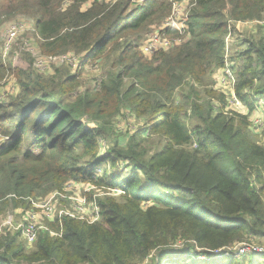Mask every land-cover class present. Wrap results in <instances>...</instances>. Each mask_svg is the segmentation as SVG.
<instances>
[{"label":"trees","instance_id":"obj_1","mask_svg":"<svg viewBox=\"0 0 264 264\" xmlns=\"http://www.w3.org/2000/svg\"><path fill=\"white\" fill-rule=\"evenodd\" d=\"M89 1L0 0V27L25 15L42 55L87 54L88 66L102 69L96 88L81 91L77 71L40 75L29 54L27 68L13 71L17 94L0 103L8 138L0 216L89 182L99 219L62 217L28 247L18 231L0 235V264H169L179 255L184 264H245L213 252L264 239V144L249 119L264 101L261 27L229 57L245 114L214 77L225 68L230 24L264 20V0H188L187 30L167 32L181 44L151 56L139 42L181 0L84 8ZM6 71L0 55V82ZM154 140L159 147L149 150Z\"/></svg>","mask_w":264,"mask_h":264},{"label":"built area","instance_id":"obj_2","mask_svg":"<svg viewBox=\"0 0 264 264\" xmlns=\"http://www.w3.org/2000/svg\"><path fill=\"white\" fill-rule=\"evenodd\" d=\"M94 1L107 2L108 0H90L87 4L84 5V7L86 8L90 3ZM130 1L134 5H140L147 1L158 2L162 0H130ZM187 7H189L188 0L172 2L171 12L169 16L164 20L163 24L159 27H153L151 32L145 36L146 38L147 37L148 38L147 39L145 38L146 40L142 42V44L139 47L142 54L146 56H151L157 51H168L170 49L178 47L181 44L182 42L181 39L168 37L167 32L174 31L177 32V34L182 35L184 31L187 30V21H188ZM18 20H19V16L18 18L16 17V19L14 18L12 20L5 22L0 27L1 30L0 50L2 53L3 63H5V56H7L10 53L12 46L18 40V38L23 32L28 31V28H31L33 35L35 34L34 23L32 20H30L29 23L24 20H20V21ZM237 24L240 25L246 24L249 25L250 27L259 26L264 31V20L245 22V23L237 22L235 24L232 23L230 24L228 33L224 38V43H225L224 55L226 58V64H225V68L222 70V77H221L222 80L220 79V82L222 81L228 82L231 92L230 100H232L231 104L235 107L234 110L240 113H244L245 111L244 106H242L237 101V99L234 97L231 91L233 76L231 74L230 67L233 65V63L229 61V57L231 56V49L229 48V46H232L233 44L234 36L232 35V31L235 30ZM236 38H240V37H236ZM25 45L28 44L25 43ZM24 54H29L30 58L32 59V68L38 74L43 76H52L54 74V71L56 70L55 68L59 67V65H66V67L69 68L72 72H75L80 67H82L84 63L87 66L89 63V61L86 59L88 56L87 54L76 55L74 53L69 52L61 55L45 56L42 55L40 52H38L37 54L36 53L33 54L35 58H32L29 52L28 53L25 52ZM22 57L25 56L22 55ZM228 62L231 63L230 66H227ZM14 80L15 78L13 79V83ZM96 83L97 81L93 83V86H91V88H96L97 86ZM13 88H14L13 92H10L8 89L4 90L3 92H0V99L4 97L6 99L8 96L14 97L17 94L16 81ZM2 101L3 100H0V103ZM257 106L258 109L256 110V112L261 111V109L264 110V101L260 99ZM257 127H259V129L261 128V126L259 125H257L256 128ZM7 139L8 138L3 135L2 128L0 126V147L6 143ZM70 185L72 184H68L67 186ZM67 186H65L64 190L66 189ZM92 188L95 189V187ZM62 192L53 193L44 199L37 200L35 202L33 201L30 202L31 207L29 210L24 211L20 209V211H22V213L24 214L23 222L19 223L15 229L23 237V240L27 244H29L28 246H31L36 241L39 232H45L48 230L46 226V222L49 223L57 222L60 221L62 217H69L71 219L86 221L87 223H93L99 219L98 208L94 204V201H89L86 203L85 199L73 200L71 198H68V200H72L74 202L72 203L70 202L71 204H67L64 206V209H61L58 204L59 197L61 198V196L58 194ZM94 196L96 197V194ZM5 225H8L9 227L12 226V220L9 217ZM49 233L56 236V234L52 232ZM259 244L260 242L258 240L253 241V239H249L247 241H239L233 244L231 247H226L221 249L220 251H216L213 253L214 254L220 253L222 251L221 255L223 257H227L229 260H239L241 257H245V258L251 257L252 259H256L258 261L256 264H264V247H261V245ZM199 259L206 260L207 257H200Z\"/></svg>","mask_w":264,"mask_h":264},{"label":"rangeland","instance_id":"obj_3","mask_svg":"<svg viewBox=\"0 0 264 264\" xmlns=\"http://www.w3.org/2000/svg\"><path fill=\"white\" fill-rule=\"evenodd\" d=\"M26 17L27 16H25V15H20L18 21L24 20V21H27L29 23L30 20H28V18H26ZM255 31H256L255 27H250L249 25H246V24H243V25L237 24L236 28H235V35L239 34L238 37H240V38L234 37L233 44H232V46H229V48L230 49L231 48H236V49L241 48L240 50L244 51L247 46L243 43V41H238V40L243 39V38H248L249 36L254 35ZM261 31H262V33H264L263 30H261ZM0 32H1V30H0ZM33 37H34V35H33L31 28H28V31L23 32L20 35V37L18 38V40L14 43V45L12 46V48L10 50V53L7 56H5L4 65L7 67V71H6L5 77L0 82V92H3L6 89H8L10 92H13V89H14L13 87L15 84V80L13 83V79H14L13 71L16 68H27V66H28V62H25V59H24V57H22V55H24L25 52H27V53L29 52L31 54L32 58H35V56H33V54H35V53L37 54L38 52H40L39 49L36 48V39ZM145 38L146 37H144V39L141 42H139L140 45L148 37L146 39ZM25 43L28 45H25ZM263 43H264V41H263ZM0 55L2 58L1 50H0ZM230 65H231V63L228 62L227 66H230ZM57 68H58V70L62 71V70H65V68H67V67H66V65H59V67H56L55 69H57ZM80 68L77 70V74H79L78 75L79 82L81 83V87L79 88V91H81L82 89H85L89 86H93V83L95 82L97 76L102 73V69L100 66H97V67L86 66V68L84 67L85 69L84 68L80 69ZM69 71H70V73H73L71 70H69ZM221 77H222V70L218 71L214 77L216 79L215 87L217 90H221L227 94L230 92V86L228 85V82H224V81L220 82V79L222 80ZM0 100L4 101L6 99L4 97V98H1ZM231 102H232V100H230V105L233 107L232 109L234 110L235 107L231 104ZM245 113H246V110L244 111V114ZM0 115H1V112H0ZM249 117H250L249 118L250 122L252 124L251 128L255 132V136H252L253 140L257 141L259 144H264V110L261 109V111H258V113H256L255 115L252 114ZM257 125L261 126V128L260 129H259V127L256 128ZM120 126H123V124H121ZM122 139L125 140V137H123ZM157 142H158V140H154L150 145L146 144V146L149 148V150H154L157 147H159V146H155ZM93 175L94 174L90 175L89 177H92ZM92 187H94V186L89 182H85V183H81V184H72L70 186H67L66 189L62 193L58 194L61 196V198L59 197V202H58L60 208L64 209L65 205L71 204L72 202H74L72 200H68V198H71L73 200L85 199L86 203L89 202L88 201L89 198L95 197V196L91 195V192L95 191V189H93ZM99 192L101 193L100 195H104L103 192H107L106 195H108L110 197H117L118 196V194H116L114 191L108 192L105 190H99ZM8 217L12 220V226L11 227H9L8 225H5ZM23 217H24V214L22 213V211H20V209H16V210H14L12 212H8V213L6 212L5 214L1 215L0 216V229H1L0 235H5L7 233H10L11 235H13L15 232H17L15 228H16V226H18L19 223L23 222ZM1 223H2V225H1ZM14 223H16V224H14ZM48 223L49 222H46V226ZM40 233L41 232H39L38 234H40ZM20 239L28 247L29 244H27L23 240V237L21 235H20ZM20 239H19V242L21 241ZM258 241L260 242L259 245H261V247H264V239L258 240ZM237 242H239V241L234 242V244ZM239 244H242V243H239ZM197 251H202V250L197 249ZM179 257H180V259L175 260L173 262L170 261L169 264H178L177 261H180V260H182V262H181V264H182L184 262V256L179 255ZM200 257H206V256L200 254L198 257H196V259H199ZM244 262H245V264H256L258 261L256 259H252L251 257H248V258L246 257V258H244ZM147 264H150V262H147Z\"/></svg>","mask_w":264,"mask_h":264},{"label":"crops","instance_id":"obj_4","mask_svg":"<svg viewBox=\"0 0 264 264\" xmlns=\"http://www.w3.org/2000/svg\"><path fill=\"white\" fill-rule=\"evenodd\" d=\"M232 35H233L234 37H238L239 34L235 35V30H233V31H232ZM223 51H224V48H223ZM258 100H259V99H258ZM256 113H258V112H256ZM256 113H255V114H256ZM255 114H254V115H255ZM254 134H255V132H254Z\"/></svg>","mask_w":264,"mask_h":264},{"label":"bare ground","instance_id":"obj_5","mask_svg":"<svg viewBox=\"0 0 264 264\" xmlns=\"http://www.w3.org/2000/svg\"><path fill=\"white\" fill-rule=\"evenodd\" d=\"M29 34H30V33H29ZM34 37H35V36H34ZM34 37H33V38H34ZM36 40H37V39H36ZM28 56H29V55H28ZM31 61H32V60H31ZM62 69H63V68H62ZM62 69H61V70H62ZM59 72H60V71H59ZM61 72H62V71H61ZM56 74H57V73H56Z\"/></svg>","mask_w":264,"mask_h":264},{"label":"clouds","instance_id":"obj_6","mask_svg":"<svg viewBox=\"0 0 264 264\" xmlns=\"http://www.w3.org/2000/svg\"><path fill=\"white\" fill-rule=\"evenodd\" d=\"M225 38V37H224ZM259 101V100H258Z\"/></svg>","mask_w":264,"mask_h":264}]
</instances>
